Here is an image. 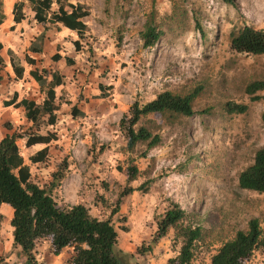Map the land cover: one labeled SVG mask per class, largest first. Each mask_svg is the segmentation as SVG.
<instances>
[{
    "label": "rangeland",
    "instance_id": "obj_1",
    "mask_svg": "<svg viewBox=\"0 0 264 264\" xmlns=\"http://www.w3.org/2000/svg\"><path fill=\"white\" fill-rule=\"evenodd\" d=\"M79 1L89 12L85 33L90 43L85 57H95L91 46L100 44V50H108L116 59L114 74L118 92L128 94L126 105L131 108L137 102L142 106L163 91L198 92L191 117L165 119L149 114L140 118L135 129L143 127L160 138L149 150L147 142L137 143L132 151L123 145L107 148L106 143L99 145L95 134L90 147L81 145L83 155L89 150L90 167L107 194L102 204L110 211L119 209L120 193L133 184L134 191L120 199L121 204L130 197L124 202L126 215L115 219V223H124L131 217L139 225L138 236L127 244L130 250L120 254L123 260L150 264L158 244L150 251L148 247L171 203L185 212L184 225L202 229L191 264H210L216 250L237 231H245L251 219H258L264 230V194L238 186L240 172L264 147V90L256 94L257 101L245 92L249 83L264 80V56L238 54L230 48L229 39L232 30L244 26L264 31V0H235L236 8L220 0ZM148 24L161 32L152 47H144L141 38ZM229 102L248 109L244 114H229ZM60 162L61 156L55 158L44 179L36 177L39 186L50 189L51 175ZM78 162L85 164L83 159ZM129 168L137 171L132 181L128 180ZM140 186L142 191L137 190ZM50 193L61 206V182ZM158 243L163 258L174 257L180 249L173 229ZM70 252L65 249L54 256L48 243L41 242L34 254L37 264H61ZM10 264H25V259L15 251ZM245 264H264V249L254 252Z\"/></svg>",
    "mask_w": 264,
    "mask_h": 264
},
{
    "label": "crops",
    "instance_id": "obj_2",
    "mask_svg": "<svg viewBox=\"0 0 264 264\" xmlns=\"http://www.w3.org/2000/svg\"><path fill=\"white\" fill-rule=\"evenodd\" d=\"M1 1L0 141L13 134L22 135L16 140V146L31 182H36V177L44 179L55 158L61 156L62 160L67 157L69 167L61 180V205L82 204L95 218H111L119 237L118 247L123 253H128L130 246L127 244L132 237L138 236L135 230L139 225L135 226L131 217L124 223H115V219L126 215L124 202L130 201V197L123 199L116 213L102 204V197L107 199L106 191L99 185L97 172L90 167L89 150H84V155L81 150L82 146L92 145L93 134L99 145L106 143L107 148L112 149L118 145L125 146L119 122L123 115L128 114L130 105H126L127 93L118 92L119 81L114 74L116 59L107 54L108 50H100V44L91 46V54L95 57H85L86 44L90 43L86 34L84 39H80L76 31L62 23L35 21V9L26 0ZM66 2L74 7L81 5L79 0H65L63 4ZM19 3H22L21 8L15 10V4ZM52 10H57L56 4ZM66 10L71 12L69 8ZM80 21L87 25L86 17ZM76 41L79 42L77 48L74 45ZM99 50L101 53L97 56ZM54 79L60 82L53 88L54 124L48 122L47 114H41L40 120L28 119L20 102L26 101L40 108ZM37 135L48 140L27 146L28 138ZM45 148L46 159L50 160L33 163L32 159ZM82 159L84 165L78 162ZM50 161L51 165H48ZM14 173L18 176V169ZM113 185L114 181L109 188ZM132 185L130 183L129 187ZM133 207L138 206L134 204ZM12 215L10 206L0 205V264H10L16 251L12 244ZM122 227L127 231H122ZM159 244L150 256V264H164L170 257L163 258Z\"/></svg>",
    "mask_w": 264,
    "mask_h": 264
},
{
    "label": "trees",
    "instance_id": "obj_3",
    "mask_svg": "<svg viewBox=\"0 0 264 264\" xmlns=\"http://www.w3.org/2000/svg\"><path fill=\"white\" fill-rule=\"evenodd\" d=\"M26 1L35 9V21L62 23L68 29L76 31L80 39L85 38L86 25L80 19L87 17L89 12L82 10L81 6L74 7L67 2L63 4L65 0ZM220 1L236 8L235 0ZM54 4L57 5L56 11L52 10ZM21 5L22 3L15 4L14 9H20ZM66 8L71 9V12L68 13ZM15 20L18 18L15 17ZM160 36L161 32H156L155 27L148 24L141 35L144 47L154 46ZM229 39L230 48L238 54L264 56L263 30L244 26L237 31L232 30ZM74 45L77 48L79 42L76 41ZM59 83L57 79L52 80V86L50 85L40 108L26 101L20 102L26 109L28 119H37L41 114H47L48 122L54 124L53 112L56 106L53 88ZM262 90H264V80L253 81L245 88L251 101L259 100L260 97L256 94ZM197 95L196 91L186 95L163 91L142 106L135 102L128 114L123 115L119 122L120 132L126 143L125 149L132 151L139 142H147V150L156 146L160 141L157 135H152L143 127L135 129L140 118L149 114L165 119L191 117L194 115L192 104ZM247 109V106L242 104L230 102L226 104V111L229 114H244ZM261 120L264 125V112ZM20 137L22 135L13 134L0 141V205L6 204L13 210L10 221L12 244L16 252L24 257L25 264L38 263L34 251L41 242L48 243L54 256H58L65 249H71L69 256L61 264H130L120 256L124 253L118 247L119 237L111 218H95L82 204L60 206L52 197L50 192L59 186L68 170V158L64 157L57 170L53 171L49 182L50 189L47 190L46 187L29 181V171L23 166V160L16 146V140ZM47 140V137L40 135L30 136L27 146ZM46 156L47 148L39 151L32 161L47 163L46 160L50 158L46 159ZM48 165H51V161ZM16 169L19 172L18 176L14 173ZM136 173L135 168H129L128 180H134ZM238 186L243 190L264 194V147L256 151L253 163L240 172ZM137 190L142 191V187ZM132 191L134 190L130 187L124 188L117 199V206L118 204L120 206V199ZM117 210L118 207L113 213ZM184 219L185 212L177 204L171 203L169 209L157 222V230L151 239L148 251L152 246H156L170 229L175 231V239L180 244L177 254L169 257L164 264H191L194 260L196 245L202 237V229L198 226L184 225ZM121 230L126 232L127 228L122 227ZM259 249H264V230L258 219L254 218L248 222L245 231H237L232 239L224 242L216 250L210 258V264H245ZM137 253L141 255V249H138Z\"/></svg>",
    "mask_w": 264,
    "mask_h": 264
}]
</instances>
